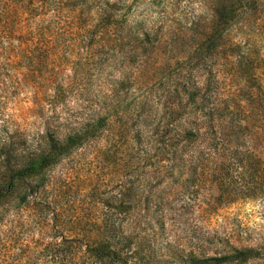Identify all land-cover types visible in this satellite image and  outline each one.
<instances>
[{
  "label": "rangeland",
  "instance_id": "1",
  "mask_svg": "<svg viewBox=\"0 0 264 264\" xmlns=\"http://www.w3.org/2000/svg\"><path fill=\"white\" fill-rule=\"evenodd\" d=\"M47 7L0 50L9 134L59 151L0 200V264H264V40L211 45L213 0Z\"/></svg>",
  "mask_w": 264,
  "mask_h": 264
},
{
  "label": "trees",
  "instance_id": "2",
  "mask_svg": "<svg viewBox=\"0 0 264 264\" xmlns=\"http://www.w3.org/2000/svg\"><path fill=\"white\" fill-rule=\"evenodd\" d=\"M45 4L48 14V0H0V50L9 57H15L18 49H24L26 45L25 23L28 21V9L32 4ZM52 11L57 12V5L53 4ZM40 10L44 6L39 7ZM51 9V8H49ZM41 14H46V12ZM59 11V10H58ZM242 30L240 37L234 44L240 46H255L257 41H263L260 36L255 42H249L250 35L260 34L264 30V0H213L211 29L208 42L217 46L231 33ZM11 68L0 70V115L7 109L12 101V95L21 88L23 82L16 71ZM10 82H15L10 84ZM0 200L9 195L17 182L22 181L28 175L47 166L59 153L56 145L48 149L29 150L19 147L9 134V127L13 122L6 118H0ZM17 131L19 129L17 128ZM27 153V154H26ZM260 248L248 247L233 249L232 255H225L239 264L260 255ZM219 259V258H215Z\"/></svg>",
  "mask_w": 264,
  "mask_h": 264
}]
</instances>
